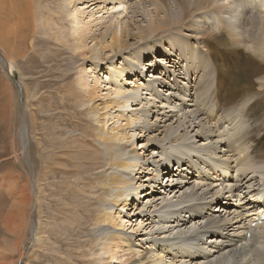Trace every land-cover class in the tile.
I'll return each instance as SVG.
<instances>
[{
  "label": "bare ground",
  "instance_id": "1",
  "mask_svg": "<svg viewBox=\"0 0 264 264\" xmlns=\"http://www.w3.org/2000/svg\"><path fill=\"white\" fill-rule=\"evenodd\" d=\"M45 1L50 0H0L2 15L0 45L5 51L22 49L29 44L32 49L39 28L43 33H50V37L53 36L45 20L42 19L41 23L46 27L37 23ZM51 1L64 3V6L59 7H65L64 14L69 18L70 35L75 49L86 45L83 43L87 39L84 33L92 31L94 27L90 37L98 46L96 58L99 54L105 53L106 46L109 49L107 53H112V57L102 58V61H110L106 64L116 78L110 87H106V90L98 89L96 83L99 76L95 72L92 77L95 82L93 86L89 84L91 87L88 90L85 89L87 86L84 84L85 76H79L75 82L76 86L86 93L80 105H86L88 114L94 122H101L96 126L95 138L97 148L103 153L89 160L87 165L72 162L82 171L88 168V177L82 180L80 185L84 189L96 187L109 198L108 203L111 204L108 207L104 206L100 200L93 204L91 211H88L77 200H73L70 202V211L62 214L52 213L51 222L46 223L36 210L38 226L34 227L35 231L29 230L33 237L30 244H37L38 248L43 244L41 227L47 225V228L51 229L58 223V219H61L74 222V228L78 229L83 225L79 221L80 218L83 220L94 212L89 220L92 230H95L94 240L97 241L101 252H91V261L87 264H264V0H252L250 8L246 7L245 0H172L179 7L177 14L167 7L168 0H116L115 5L119 8L115 13L114 5L105 6L103 5L105 1L96 4L100 0ZM76 1L81 3L77 5ZM87 3L91 8H85ZM97 5L99 11L105 10L111 15L101 20L102 15L96 16L99 11L94 9ZM71 6L70 10L66 8ZM147 6L150 8L147 9ZM139 8L142 13L136 15H142L141 19L130 20L129 14L137 13ZM252 10L258 17L252 16L253 19H248ZM213 11L220 15L217 16L218 27L216 26V30H210L211 26L202 25L203 32H199L196 37L199 36L200 44L206 43L201 49L205 51L206 58L211 60L212 67L218 70L217 77L212 76L213 82L212 84L210 82L211 89L216 91L206 93L207 78L204 79L201 75L200 81L204 82V85L197 91L198 82L194 84L195 90L192 92L194 95L191 96L188 93L189 82H185L180 75L183 73L185 77L186 74L181 71L180 63L176 60V54L189 58L192 53L190 47L188 49L184 47L188 46L184 41L190 36L184 35L181 28H186L188 22L185 21L190 15ZM80 14H85L84 18L87 19L82 22L84 33L77 25ZM124 14L128 18V22L125 23L120 19ZM172 31L179 37L175 38ZM161 32H167V35L155 42V45L159 46L156 50H146L141 56L133 52L132 37L135 40V47H139V41L143 37ZM161 50L166 52L163 60L155 57ZM147 54L152 55L151 60L155 58L159 60L160 62H153L162 66V69L159 74L150 75L149 72L151 78L147 79L145 75L142 80L140 75L142 76L143 65H148L147 67L154 65L141 62V58ZM117 56L121 60L120 66L113 62ZM100 67L101 65L95 67L98 72H101V69H98ZM82 73L85 72L82 70ZM169 74L180 83L184 81V85L179 87L178 84L171 83ZM117 77L126 84H117ZM107 80L111 79L106 74L103 81ZM168 84H171L170 89L166 88ZM105 85L107 84L104 83L103 86ZM100 92L104 93L99 100ZM162 93L172 94V97L163 100ZM105 94H111L110 99L106 101L107 109L117 107L121 110L119 117L125 121L123 126L117 122L108 128L105 121L98 119L100 117L98 111ZM217 94L220 98L215 101L214 97ZM92 100L99 103L94 105ZM151 106H157V110L151 109ZM27 107L32 109L33 103L27 100ZM213 107L216 109L220 107L218 116ZM28 114L31 123L30 133H33L37 126L35 117L31 110ZM173 114L176 116L175 126L170 123L166 126L161 125L164 127L160 132L159 127L151 131L152 119L156 121L162 116L163 122H166V116L170 117ZM125 115H128L126 119L123 117ZM209 117L217 119L210 122ZM196 121L198 124L195 125L196 131L193 136L190 135L188 128ZM188 122L189 124H186ZM222 123L224 125H220ZM40 126L41 129L44 128L42 123ZM21 129L22 127L18 134L20 140L23 139ZM156 131L163 133L162 139L152 138V133ZM197 135L202 139L192 142ZM141 136L146 144L149 143L148 146L152 144L155 148L143 150L141 153L135 150L132 138ZM80 140L83 142L80 146L85 148L87 146L85 142L93 141V138L84 135ZM147 150L150 152L147 153ZM176 150H180L179 155H175L178 153ZM162 153L167 156L163 157ZM211 158L216 161H207ZM162 159L166 162L162 163ZM183 161L184 164L181 165ZM205 163L211 166L208 167ZM191 164H199L206 172L200 174V177L195 174L190 177L188 172ZM44 166L51 167L47 162ZM70 180L71 182L64 180L63 184L70 186L76 181L75 176L71 175ZM34 183L37 190L35 204L37 208L42 200L38 176ZM50 189L54 190L53 186ZM197 189H200V192ZM164 192L173 193V198L176 195L178 198L172 202V199L164 198ZM130 193L134 198L136 195L146 198L141 206L143 209L140 208L139 211L142 213L141 216H144L145 212L147 214L154 210L157 212L160 236L157 235L158 238L152 242V245L154 243L157 246L153 245L147 249L142 243H136L131 235L123 232L126 225L119 212L113 214L107 211L114 205L123 204L122 209L127 208L126 205L132 201L129 198ZM216 193L222 195H216L214 198ZM46 195L51 199L55 191ZM70 195L73 194L66 192L65 198L71 197ZM149 199L152 200L153 206ZM187 201L190 203L187 204ZM57 204L66 203L57 200ZM151 208L153 209L150 210ZM217 233H221L222 236ZM26 237L24 228L22 244ZM88 242L94 243L89 237ZM88 242H84L82 248L78 246V242L70 245V248L84 250L88 248ZM240 245L243 246V255L239 252ZM21 253L22 249L19 256Z\"/></svg>",
  "mask_w": 264,
  "mask_h": 264
},
{
  "label": "rangeland",
  "instance_id": "2",
  "mask_svg": "<svg viewBox=\"0 0 264 264\" xmlns=\"http://www.w3.org/2000/svg\"><path fill=\"white\" fill-rule=\"evenodd\" d=\"M97 1L98 0H96V2ZM102 1H105L103 4L105 6L114 5V13L118 11L119 6L115 5L116 0H100V2L96 4H100ZM54 2L55 3L51 0L45 1L42 12L37 19V23L41 26H45L41 23V20L43 19L46 21L47 28L51 31L53 36L51 35L50 37V33H43L41 28L37 29L38 31L35 34L36 40L34 43L35 46L32 48L33 50L31 49V44L22 48L23 50L15 48L13 51H5L0 45V264H87L88 261H91V252H101L100 247L97 245V241L94 240L95 230H92L93 228L90 225L91 220H89V217H92L94 212L91 213V216L83 220L80 218L79 221L82 222L83 225L78 229L74 228V222L61 221V219H58V223L53 225L51 229H48L47 225L41 227L43 244L38 248L37 244H30V239L33 238L31 237L30 231H35L34 227L38 226L36 210L39 211L42 221L46 223L51 222L50 219L54 213L62 214L66 211H70V202L73 200H77V202L88 211H91L93 209V204L100 200V203L104 206L108 207L109 204H111L108 203L109 198L105 197L96 187L84 189L80 185L82 180L88 177V168L86 167L83 169L84 171H82L73 165L72 162L87 165L89 160L95 159L96 156L103 153L97 148L95 138V134L97 133L96 126L100 125L101 122H94L93 118L88 114L86 105H80L86 93H84L82 88H78L75 82L79 76H85L86 79L84 80V84L87 85L85 89L88 90V88L91 87L90 85L93 86V82H95L93 80L94 78H92L95 72L99 76L96 87L101 90H106V87H110V85H112L111 83H113L116 78L113 77L111 73L112 70L110 71L106 64V62L109 63L110 61H102V58H110L112 57V53H107L109 49L106 46L105 53L99 54L96 58L98 46L95 45L96 42L94 39L90 37L93 34L92 31L94 27H92V31L85 34L82 26V22L87 20L84 18L85 14H80L77 25L87 37L83 42L86 45H82V47L75 49L73 47V38L70 35L71 27L69 18L64 14L65 7H59V5L64 6V3H60L59 1ZM76 3L78 5L81 2L76 1ZM244 3L247 4V8L252 7L253 4L252 0H245ZM166 5L169 9L171 8V11H174L175 14L178 13L179 7L172 2V0H168ZM87 7L91 8V5L88 3L85 4V8ZM66 8L70 10L72 6ZM149 8L150 7L147 6V9ZM94 9L99 11V5ZM139 10L141 9L139 8L138 11L136 10L137 13L129 14V16H131L130 20L141 19L140 16L142 15H136L142 13ZM128 12H130V9H128ZM213 12H196L190 15L187 21H185L188 22L186 28H181L183 34L185 33L184 35L190 37L186 40L182 37H180V39L185 40L184 43H187L188 46L184 45V47H187L186 49L190 47L192 53L189 58L176 54V60L180 63L179 67L182 68L181 71L186 74L184 77L183 73H180L181 78H183L185 82H189L188 93L191 96L194 95L192 93L195 90L194 84L198 82L197 91H200L204 85V82L200 81L201 75L204 76V79H208V81L205 79L207 83L205 87V89H207L206 93L216 91V89H211V84L213 82L212 78L214 76L217 77L218 70L212 67L211 60L206 58L207 55L205 51L201 49L202 45H206V43L200 44L198 41L199 36L196 37L203 29L202 25L211 26L212 29L210 30H216L218 27L217 16L219 17L220 15ZM125 14L120 17L124 23L128 22V18ZM101 15V20H103L104 18H108L111 14L110 12H105V10H101L96 14L98 17ZM252 16L255 18L258 17L254 10H252L248 19H253ZM1 18L2 15L0 14V20ZM122 21L120 22L123 23ZM247 22L248 20L246 23ZM124 23L122 25H124ZM164 31H166V29ZM172 32L175 38L179 37L176 32ZM166 33L167 32H161L143 37L142 40L139 41V47H135V40L132 37L133 52L141 56L146 50H156L159 46H156L155 42L167 35ZM74 41L77 42L76 40ZM160 47H162V43ZM17 49L20 50L17 51ZM182 49L183 48H179V50ZM218 50L221 49L218 48ZM165 53L166 52L161 50L160 53L155 54V57L163 60L165 59ZM151 56L152 55L148 54L145 55L141 58V62H149L152 64H154L153 61L160 62L156 58L151 60ZM119 61L121 60L118 56L113 60L116 66H120ZM99 65H101V67L98 69H101V72H98L95 68ZM147 66L148 65H143L144 69L143 71L141 70L142 76L140 75V77L142 80L145 75L147 79L151 78V76L149 77V72H151L150 75L152 73L159 74L162 69L160 65L154 64L151 67ZM82 70L85 72L84 74ZM175 71L177 72V68ZM202 71H204V73H202ZM106 74L111 80L103 81ZM168 77H171V74H169ZM117 80V84H126L120 77H117ZM170 82L178 84L179 87H181L180 85H184V81L180 83L172 77L170 78ZM104 83L109 86H103ZM166 88L170 89L171 84H168ZM103 93L104 92H100L98 94L100 95L98 97L99 100ZM168 94L164 95L162 93L163 100L164 98L169 99L172 97V94ZM110 97L111 94H105L103 96V101L98 111L100 114L98 119L102 122L105 121L108 128L115 125L117 122L123 126L125 121H123L124 119L122 117H119L121 110L117 107L107 109L106 101H108ZM219 98L220 95L217 94L214 100L216 101ZM27 100L33 103L32 109L27 107ZM92 103L95 105L98 104L99 101L92 100ZM21 107L24 110H22ZM219 108L220 107L216 109L213 107L217 116L219 115ZM151 109L157 110V106H151ZM30 110L33 112L37 125L33 133H30L31 123L28 114ZM159 110L161 111L162 109L159 108ZM171 112L175 113L173 110H171ZM22 114L24 115L23 117L21 116ZM105 114L106 116L104 117ZM118 117L120 118L119 120H117ZM123 117L126 119L128 115ZM166 117V122H163L162 116H159L156 121L152 119L151 131L159 127L158 131L160 132L164 126L170 123H172V126L176 125L177 122H174L176 120L175 114ZM216 119L217 117H209L210 122H214ZM186 120L187 119H185V121ZM41 123L44 126L43 129H41ZM186 124H189V122ZM197 124L196 121L188 128L190 135L195 136V125ZM220 125L224 124L222 123ZM21 127V131L23 132L22 140L18 138ZM128 129L129 128H127V130ZM159 132H153L152 138L163 137V133ZM180 133H182V130ZM84 135H90L93 138V141L90 140L89 142L88 140V142H85V144H87L85 148L80 146V143H83L80 138ZM198 139H202V137L197 135V138H194L192 142ZM132 141H134L135 150L140 153L143 150L155 148L152 144L150 145L152 147L148 146L149 143L146 144L142 136L138 138L133 137ZM140 142L142 143L140 144ZM196 144H200V142H196ZM141 146H143L142 149ZM148 152L150 151L147 150V153ZM176 152L178 153H175V155L180 154V150H176ZM162 156L166 157L167 155H163L162 153ZM194 159L196 160L197 158L194 157ZM207 161L214 162L216 160L211 158ZM46 162L51 167L44 166ZM164 162H166L165 159H162V163ZM183 164L184 161L181 165ZM205 165L208 167L211 166L209 163H205ZM175 168L176 166L174 169ZM190 168V172H188L190 177L194 174L200 177V174L206 172L199 164H191ZM205 174L210 175L211 173ZM71 175L75 176L76 181L72 182L73 184L70 186H66L63 184V181L69 180L71 182ZM36 176L39 177L40 186L42 188L39 190L42 200L40 204L38 203L37 208H35L37 190L35 189L36 185L34 183ZM51 186H53L54 190L50 189ZM75 186H78V188ZM58 188L60 190H58ZM51 191H55V195L53 198L48 199L46 193ZM197 191L200 192V189H197ZM66 192L73 195H70L71 197L69 198H65ZM130 194L129 198L132 201L131 204L129 202V205H126L127 208L122 209L123 204L120 206L114 205L112 209L107 211L113 214L119 212L121 219L126 225L123 228V232H127V235H131L136 243H142L145 248L150 249L155 245L154 243L152 245V242L158 238L157 235L160 236V234H158L160 230L157 226V212H155V210L152 211L151 214L145 212L143 214L144 216H141L142 213H139V211L143 209L141 206L145 203L146 198H142V196L139 197L138 195L134 198L132 193ZM216 195L220 196L222 194L216 193L214 198ZM164 198L168 200L172 199V202H174L178 197L176 195L173 198V193H170L165 194ZM207 198L208 195L205 196V199ZM57 200L64 201L66 204H57ZM148 201L152 203V200L149 199ZM186 203L189 204L190 202L187 201ZM206 205H208V203ZM152 209L153 208L150 210ZM205 211H207V209H205ZM194 219H196V217ZM24 228L27 237L26 240L24 238L25 241L22 244L21 236ZM49 231H52V233ZM69 233L73 235H68ZM217 235L222 236L221 233H217ZM88 237L93 240V244L88 242ZM76 242L79 243L78 246H80V248H82L84 242H88V248H84V250L81 249L80 251L70 248V245L76 244ZM14 246L16 247L15 251ZM155 246H157V244ZM238 247L240 254L243 255V246L240 245ZM21 249L22 253L19 256ZM140 254L141 250H139V255Z\"/></svg>",
  "mask_w": 264,
  "mask_h": 264
},
{
  "label": "trees",
  "instance_id": "3",
  "mask_svg": "<svg viewBox=\"0 0 264 264\" xmlns=\"http://www.w3.org/2000/svg\"><path fill=\"white\" fill-rule=\"evenodd\" d=\"M160 53V52H159ZM158 54V53H157ZM165 57H166V55H164ZM151 58H152V56H151Z\"/></svg>",
  "mask_w": 264,
  "mask_h": 264
}]
</instances>
